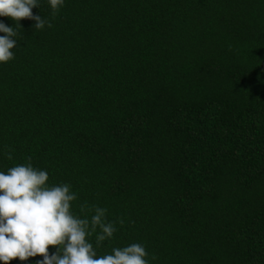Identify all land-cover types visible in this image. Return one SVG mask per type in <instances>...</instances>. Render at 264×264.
I'll return each instance as SVG.
<instances>
[{"label": "trees", "instance_id": "obj_1", "mask_svg": "<svg viewBox=\"0 0 264 264\" xmlns=\"http://www.w3.org/2000/svg\"><path fill=\"white\" fill-rule=\"evenodd\" d=\"M32 11L52 27L0 17L20 34L0 63V171L31 157L71 184L74 212L123 218L101 255L142 243L150 264H264V0Z\"/></svg>", "mask_w": 264, "mask_h": 264}, {"label": "clouds", "instance_id": "obj_2", "mask_svg": "<svg viewBox=\"0 0 264 264\" xmlns=\"http://www.w3.org/2000/svg\"><path fill=\"white\" fill-rule=\"evenodd\" d=\"M55 19L65 0H48ZM39 0H0V17H10L22 28L20 21H35L33 29L42 30L52 24L33 13ZM0 63L14 59L20 36L16 27L0 21ZM12 159L11 152L6 153ZM47 170L34 167L31 157L26 163L0 171V261L9 264L13 259L27 261L42 256L35 264H150L149 253L142 243L112 247L103 255L98 249L117 232V222L109 221L107 208L87 203L72 210L78 199L70 183L48 184ZM88 213H92L90 218ZM49 246L55 251L50 254ZM155 255L151 260H155Z\"/></svg>", "mask_w": 264, "mask_h": 264}]
</instances>
